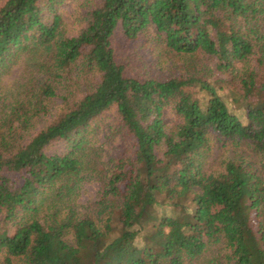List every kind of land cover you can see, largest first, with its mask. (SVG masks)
Returning a JSON list of instances; mask_svg holds the SVG:
<instances>
[{
    "label": "trees",
    "instance_id": "16d2710c",
    "mask_svg": "<svg viewBox=\"0 0 264 264\" xmlns=\"http://www.w3.org/2000/svg\"><path fill=\"white\" fill-rule=\"evenodd\" d=\"M160 54L180 58L168 75ZM22 55L29 95L0 111V264H191L216 249L207 264H264V0H0V78ZM109 115L120 142L101 160ZM214 137L250 156L206 170Z\"/></svg>",
    "mask_w": 264,
    "mask_h": 264
},
{
    "label": "rangeland",
    "instance_id": "374dc122",
    "mask_svg": "<svg viewBox=\"0 0 264 264\" xmlns=\"http://www.w3.org/2000/svg\"><path fill=\"white\" fill-rule=\"evenodd\" d=\"M74 2H67L61 5V11L65 13L66 16V26L67 30L71 33H74V13H76ZM119 45L123 47L124 45L119 42ZM155 55H158L156 51H154L151 56L153 60L155 59ZM160 62H154L155 69L157 72L161 74L168 75L172 72L170 69L169 59L172 58L173 61L179 62L180 58L177 56L173 57H162L159 55ZM35 77V73L32 68L29 66L28 57L25 55L20 56L11 66L8 71L0 78V111L6 106L9 105V102H12L15 99L24 100L30 91V79ZM223 94V92H221ZM199 98L203 99V93H199ZM59 100H56L54 103V108L57 109ZM168 113L166 116L170 120L172 117ZM110 115L107 118H103L98 123L97 134L94 137L96 147L99 148V154L101 155L99 159L107 160L110 156H112L116 150L117 146H119V138L117 137H108V127L106 124L110 122ZM105 123V125H104ZM63 150L62 145L60 143L54 144L51 149L54 151ZM243 153L247 156H250L249 150L243 144H236L230 141L218 140L215 137L211 138V147L210 151L207 154V158L205 161V169L208 171H212L220 168L221 161L234 156L235 154ZM99 187L98 182L90 181L83 183L80 192L78 194L77 202L80 205H89L95 200L96 192ZM219 249H216L213 253H209L204 255L206 259L216 257ZM205 258L199 259L198 261H194L191 264H207Z\"/></svg>",
    "mask_w": 264,
    "mask_h": 264
}]
</instances>
